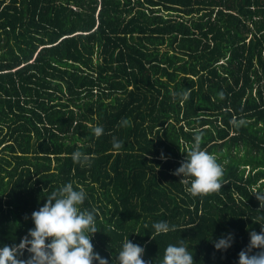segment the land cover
<instances>
[{
	"label": "trees",
	"instance_id": "16d2710c",
	"mask_svg": "<svg viewBox=\"0 0 264 264\" xmlns=\"http://www.w3.org/2000/svg\"><path fill=\"white\" fill-rule=\"evenodd\" d=\"M197 134L224 185L193 197L175 171ZM68 182L110 262L128 237L151 264L182 239L197 264H238L264 228V0H0V244ZM158 221L177 230L154 240Z\"/></svg>",
	"mask_w": 264,
	"mask_h": 264
},
{
	"label": "clouds",
	"instance_id": "9594fccd",
	"mask_svg": "<svg viewBox=\"0 0 264 264\" xmlns=\"http://www.w3.org/2000/svg\"><path fill=\"white\" fill-rule=\"evenodd\" d=\"M178 95L183 98L187 93ZM220 95L223 98V93ZM93 131L97 137L104 133L102 126L95 127ZM200 139L197 134L194 146L175 171L176 176L183 177L181 183H185V190L193 197L213 193L224 185L221 164L214 154L200 147ZM113 147H121L116 138H113ZM72 159L81 166L91 164L89 155L79 150L72 153ZM253 194L264 207V190ZM45 198L46 202L31 214L34 227L29 229L20 242L11 246L0 244V264H151L144 259L146 248L133 243L128 237L111 262L95 251L92 238L100 231L97 229L95 209L82 207L87 199L84 188H76L72 182H68L59 190L51 191ZM152 229L154 239L155 235L176 231L177 226L167 221H158L152 224ZM210 240L216 251L227 252L235 243V234H222ZM184 241L182 239L168 244L159 264H197L195 255ZM238 264H264V228L259 232H250L249 243L239 253Z\"/></svg>",
	"mask_w": 264,
	"mask_h": 264
}]
</instances>
